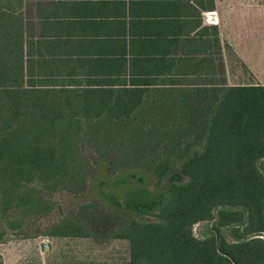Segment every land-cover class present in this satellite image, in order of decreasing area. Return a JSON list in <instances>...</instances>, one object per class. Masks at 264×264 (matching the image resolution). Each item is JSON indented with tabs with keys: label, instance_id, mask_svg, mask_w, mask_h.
<instances>
[{
	"label": "trees",
	"instance_id": "1",
	"mask_svg": "<svg viewBox=\"0 0 264 264\" xmlns=\"http://www.w3.org/2000/svg\"><path fill=\"white\" fill-rule=\"evenodd\" d=\"M39 5L0 0V245L124 241L126 264H264V85L143 79L137 61L50 37ZM97 165L142 169L154 191L130 174L118 184L140 187L101 193L109 209L90 201L46 222Z\"/></svg>",
	"mask_w": 264,
	"mask_h": 264
},
{
	"label": "crops",
	"instance_id": "2",
	"mask_svg": "<svg viewBox=\"0 0 264 264\" xmlns=\"http://www.w3.org/2000/svg\"><path fill=\"white\" fill-rule=\"evenodd\" d=\"M32 2L40 4L42 14L34 11V15L51 28L45 31L50 37L72 41L73 50L83 55L123 59L125 64L137 61L136 71L146 75L143 79H150L151 72H156L152 78L157 81L177 79L181 71L188 73L184 79L191 83L212 79L231 85L227 57L233 56L247 66L251 79L255 77L247 84L264 85L263 76L248 61L241 33L234 30L241 20L229 24L232 15L253 14L242 0Z\"/></svg>",
	"mask_w": 264,
	"mask_h": 264
},
{
	"label": "rangeland",
	"instance_id": "3",
	"mask_svg": "<svg viewBox=\"0 0 264 264\" xmlns=\"http://www.w3.org/2000/svg\"><path fill=\"white\" fill-rule=\"evenodd\" d=\"M251 6L253 14L247 18L243 13L230 17L233 25L235 20H241L234 30H239L242 41L249 50L248 61L252 69L264 78V0H242V6ZM244 49V48H243ZM247 53H242V55ZM246 56V55H245ZM244 56V57H245ZM245 64L240 63L233 56L227 57L228 83L244 85L254 83L255 77ZM96 173L89 179L88 190L80 196L60 194L55 201L60 205L54 214L46 220H53L60 216L61 211L77 209L81 204L96 201L105 209H109L107 201L101 193L110 192L123 197L130 188L140 187L134 180L127 179L125 184H118L130 174L143 178L142 186L154 191L153 179L142 169L128 168L115 175H109L103 165L95 166ZM205 231V223H198L193 227V234L201 238ZM0 257L3 264H126L128 259V245L124 241H92L73 238L34 239L12 238L0 245Z\"/></svg>",
	"mask_w": 264,
	"mask_h": 264
}]
</instances>
